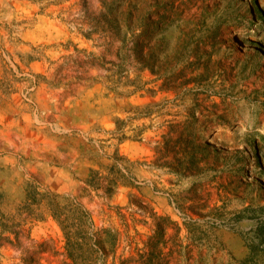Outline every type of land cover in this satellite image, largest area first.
Masks as SVG:
<instances>
[{
    "label": "rangeland",
    "instance_id": "1",
    "mask_svg": "<svg viewBox=\"0 0 264 264\" xmlns=\"http://www.w3.org/2000/svg\"><path fill=\"white\" fill-rule=\"evenodd\" d=\"M0 264H264V0H0Z\"/></svg>",
    "mask_w": 264,
    "mask_h": 264
},
{
    "label": "trees",
    "instance_id": "2",
    "mask_svg": "<svg viewBox=\"0 0 264 264\" xmlns=\"http://www.w3.org/2000/svg\"><path fill=\"white\" fill-rule=\"evenodd\" d=\"M55 216L57 217V215L55 214Z\"/></svg>",
    "mask_w": 264,
    "mask_h": 264
}]
</instances>
